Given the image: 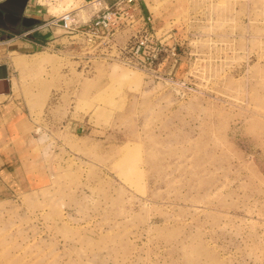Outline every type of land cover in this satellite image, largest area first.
<instances>
[{
  "label": "rangeland",
  "instance_id": "obj_1",
  "mask_svg": "<svg viewBox=\"0 0 264 264\" xmlns=\"http://www.w3.org/2000/svg\"><path fill=\"white\" fill-rule=\"evenodd\" d=\"M183 1L143 66L62 35L22 74L38 154L0 160V264H264V0Z\"/></svg>",
  "mask_w": 264,
  "mask_h": 264
},
{
  "label": "crops",
  "instance_id": "obj_2",
  "mask_svg": "<svg viewBox=\"0 0 264 264\" xmlns=\"http://www.w3.org/2000/svg\"><path fill=\"white\" fill-rule=\"evenodd\" d=\"M83 2H85L83 5L86 6L88 0H83ZM48 3L45 0L28 1L25 14L41 20V23L35 25L29 34H11L10 37H6V33L0 30V64L7 65L10 81V92L0 94V160L8 161L10 166L16 169L20 166V169L15 171L22 170V174L25 167H32L31 162L38 154L39 144V137L31 126L33 112H31L32 106L30 105L32 104L27 103V101L37 99L36 92L32 88L25 94L23 87L25 83L34 86L35 78L22 76V74L28 72L37 74L36 71L41 72L45 69L52 73L53 69L59 68L57 58L52 55L65 58L68 53L65 48L53 49L51 46L61 43L62 35L65 34L60 26L50 24L52 18L58 15L55 13L58 10L51 12L47 6ZM51 4L59 5L61 3L53 2ZM140 4L142 14L151 15L154 28H159L166 22L174 20L187 8V4L183 0H140ZM151 6L156 8L152 10ZM86 8H89L88 13L92 14L90 6ZM77 9V16L81 17L80 11ZM44 48L57 50L58 53L50 54L51 57L48 61H41L46 52ZM23 59H32L37 62L36 66L33 69L27 66L23 67ZM21 67L23 70L20 71ZM48 83V80L44 81L43 91L46 90L45 86Z\"/></svg>",
  "mask_w": 264,
  "mask_h": 264
},
{
  "label": "built area",
  "instance_id": "obj_3",
  "mask_svg": "<svg viewBox=\"0 0 264 264\" xmlns=\"http://www.w3.org/2000/svg\"><path fill=\"white\" fill-rule=\"evenodd\" d=\"M86 5L92 12L89 19L79 18L74 8L50 21L60 26L65 36L78 37L85 44L88 50L84 57L143 66L164 50L165 38H160L168 31L159 34L151 15L142 14L140 0H88Z\"/></svg>",
  "mask_w": 264,
  "mask_h": 264
},
{
  "label": "water",
  "instance_id": "obj_4",
  "mask_svg": "<svg viewBox=\"0 0 264 264\" xmlns=\"http://www.w3.org/2000/svg\"><path fill=\"white\" fill-rule=\"evenodd\" d=\"M29 0L0 1V30L11 34H29L30 30L41 23L39 18L27 16L25 10ZM4 39V38H3ZM10 92L9 74L6 64H0V94Z\"/></svg>",
  "mask_w": 264,
  "mask_h": 264
},
{
  "label": "bare ground",
  "instance_id": "obj_5",
  "mask_svg": "<svg viewBox=\"0 0 264 264\" xmlns=\"http://www.w3.org/2000/svg\"><path fill=\"white\" fill-rule=\"evenodd\" d=\"M46 2H49V3H53V2H55V1H57V0H45ZM49 22V21H48ZM75 56V55H74ZM80 65V64H79ZM92 67V66H91ZM85 70V69H84ZM145 71V70H144Z\"/></svg>",
  "mask_w": 264,
  "mask_h": 264
}]
</instances>
